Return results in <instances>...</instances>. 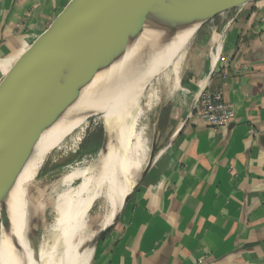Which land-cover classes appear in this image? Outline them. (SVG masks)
Here are the masks:
<instances>
[{"label":"crops","instance_id":"1","mask_svg":"<svg viewBox=\"0 0 264 264\" xmlns=\"http://www.w3.org/2000/svg\"><path fill=\"white\" fill-rule=\"evenodd\" d=\"M87 1L0 0V87ZM247 6L204 47L169 133L89 264H264V0L219 14ZM204 91L222 94L227 127L198 116Z\"/></svg>","mask_w":264,"mask_h":264},{"label":"bare ground","instance_id":"2","mask_svg":"<svg viewBox=\"0 0 264 264\" xmlns=\"http://www.w3.org/2000/svg\"><path fill=\"white\" fill-rule=\"evenodd\" d=\"M248 2L250 0H198L193 18L174 48L145 67L149 71L137 88L133 87L126 74L100 72L88 84L80 103L36 143L18 182L11 207L16 236L26 250L31 248L39 255L42 264L90 263L100 232L111 221L125 196L139 184L149 164L152 134L142 122L158 104L159 90L165 89L167 72L183 69L189 48L204 20ZM169 5L158 0L139 1L127 24L125 36L167 33L166 11ZM124 68L128 69L127 66ZM115 134H118V140L111 142V135ZM107 135L109 141L106 144ZM105 144L108 155H104ZM74 161L78 162L73 164ZM59 163L73 165L67 171L43 180L44 192H51L44 203L50 205L52 197L58 193L53 204L56 217L51 216V212L36 214L30 210L27 200L28 180L39 178L43 175L42 169ZM77 179L80 183L76 188L74 182ZM68 197L77 201L89 199L84 203L78 202L75 218L80 223L85 221L90 211L99 212L103 206L104 217L85 233L69 231L74 229L73 226L68 227L64 219L66 210L73 209L67 204L65 198ZM44 218L48 221L53 219L52 225L43 228L41 220ZM0 264H34L5 238L1 224Z\"/></svg>","mask_w":264,"mask_h":264},{"label":"water","instance_id":"3","mask_svg":"<svg viewBox=\"0 0 264 264\" xmlns=\"http://www.w3.org/2000/svg\"><path fill=\"white\" fill-rule=\"evenodd\" d=\"M139 1L88 0L40 40L0 87L1 226L5 238L34 264H42L40 257L31 248L26 250L16 236L11 203L36 143L80 103L88 84L100 72L126 74L137 88L149 71L145 67L174 48L192 20L198 0H158L170 4L168 32L127 38V24ZM116 139L118 134L111 135V142ZM108 141L109 135L106 144ZM155 148L154 140L142 177ZM133 190L100 232L97 244L118 222Z\"/></svg>","mask_w":264,"mask_h":264},{"label":"rangeland","instance_id":"4","mask_svg":"<svg viewBox=\"0 0 264 264\" xmlns=\"http://www.w3.org/2000/svg\"><path fill=\"white\" fill-rule=\"evenodd\" d=\"M249 6L244 8L232 9L231 11L224 14H215L214 16H211L210 18L204 20L203 25L201 26L197 37L194 39V41L192 42L189 48L188 58L184 63L183 69L181 70V68H179L177 72L171 70L167 72L166 78L164 79L165 89L160 88L159 90L158 104L154 106L152 111L144 117L142 123L143 126L149 127L150 133L152 134L150 135V137H152V141L158 140L160 135L162 136V134L164 136L166 133H169L167 132L168 130L166 129V126L169 123V121L176 119L175 115L178 111V106H177L179 101L178 99L185 91L184 87L186 82H188L191 79V76H193L195 72H197V70L200 68V62L202 60L200 54H202L201 53L202 51L204 52V47H207L213 51L214 48L213 46L219 40V36H223L226 28L231 26L233 19L240 12L246 10ZM209 57H211V60L215 62V57L213 54L212 55L209 54ZM218 60L215 62L216 64L218 63ZM130 110L131 108L128 109L127 112L130 113ZM162 128L164 129L161 130ZM95 150L96 149H93V151ZM41 153L40 155L37 156L38 160L41 156ZM104 155H108L106 149L104 150ZM78 161H74L73 164ZM69 166L68 165L65 166L60 163L55 164L50 168L42 169V171L44 172L43 175L39 176V178L36 177L32 181L28 180L29 192H27V200L30 204V210H32L36 214H46L48 212H51L53 213V215L51 214V216L56 217L55 205L53 204L55 203V198L57 197L58 193L54 192V194L55 193L56 194L52 197L51 201L49 202L50 205L44 203L43 200H45V198H47L50 195L49 193L51 192L50 191H48L49 193L44 192L43 180L48 179V177L52 175L62 173V171L63 172L67 171L66 169ZM79 183H80V179H77L74 182V186L77 188V186H79ZM65 199L67 200V204L70 207L73 206V209L71 208L70 210L69 209L66 210L65 212L66 215L64 218L65 223L68 225V227L70 226L72 228L73 226L72 229L74 230L69 229V231H77V233L79 234L85 233L86 230H90L95 224H97V222L99 223V221H101L102 218L104 217V209H103L104 206H103L99 212L94 211L95 213H92V211H90L89 215L85 217V221L83 220L82 223H80L79 219L75 218V214L76 212H78V206H79L78 202L81 201L82 203H84L87 202L89 199L83 198L82 200H78V201L73 200L70 197H68V199L67 198ZM47 209L50 211H48ZM1 221H2V216L0 212V224ZM41 221L43 228L44 227L47 228L49 225H52L53 219L51 221H48L47 219L44 218ZM78 222L79 224H77Z\"/></svg>","mask_w":264,"mask_h":264},{"label":"built area","instance_id":"5","mask_svg":"<svg viewBox=\"0 0 264 264\" xmlns=\"http://www.w3.org/2000/svg\"><path fill=\"white\" fill-rule=\"evenodd\" d=\"M198 116L213 128L227 127L232 112L223 102L222 94L218 91H204L198 104Z\"/></svg>","mask_w":264,"mask_h":264}]
</instances>
